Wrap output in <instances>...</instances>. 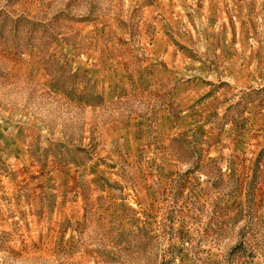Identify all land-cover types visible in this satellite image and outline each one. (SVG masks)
Returning a JSON list of instances; mask_svg holds the SVG:
<instances>
[{
	"label": "rangeland",
	"instance_id": "374dc122",
	"mask_svg": "<svg viewBox=\"0 0 264 264\" xmlns=\"http://www.w3.org/2000/svg\"><path fill=\"white\" fill-rule=\"evenodd\" d=\"M170 64L245 103L171 137ZM0 264H264V0H0Z\"/></svg>",
	"mask_w": 264,
	"mask_h": 264
},
{
	"label": "crops",
	"instance_id": "0c3cea01",
	"mask_svg": "<svg viewBox=\"0 0 264 264\" xmlns=\"http://www.w3.org/2000/svg\"><path fill=\"white\" fill-rule=\"evenodd\" d=\"M240 67H242V64ZM169 70L174 72V76L184 79L181 82L174 83L170 81L167 84L165 83L170 87V90H173L169 96V105L163 109L160 118L163 120V127H168L166 130L167 133L171 135V137L174 135L178 136L179 132L183 133L184 131L187 133L191 131L197 135L200 134L202 136H208L209 132L207 131L210 130L211 122H213L211 120H215L216 118L215 114H219V116L217 115L218 118L222 115V112L224 113V110L225 113H227L234 102L237 105L245 103L244 99L241 97L234 100V102H227V100L221 96L213 97L211 99L209 96L210 91L205 88H200L203 83L194 84L193 81H190L191 78L188 76V73L191 72L189 66L182 67L176 64H170ZM165 84L164 86H166ZM249 110H246V112ZM197 121L202 122L201 124H197ZM160 134H162V131L159 133V135ZM101 135L105 142L109 140V135L106 132ZM152 149L154 153L157 147L153 146ZM101 150L99 151L103 152L104 157H106V166L108 167V163H113L107 159L111 149L107 145H104L101 146ZM95 163L101 164L99 160H95V162H92L91 165H94ZM146 163L147 162H145V164ZM158 164H161L160 159ZM50 181L51 180H41L42 186L47 185V183ZM124 181L126 182L127 180ZM162 181L163 180H155V178L154 180H142L143 188L141 194H139V199L143 202L145 200L153 201L155 206L157 202V204L160 206L163 194ZM52 182L57 185V193H65V197L62 198L63 200L67 199L71 201L82 202L86 199L85 194L89 193L90 190L92 191V189H90L92 187V180H52ZM101 183L108 186V184L112 185L114 180H101ZM86 188H88L87 191L85 190ZM44 191V189L41 190L42 193H44ZM54 193H56V191Z\"/></svg>",
	"mask_w": 264,
	"mask_h": 264
}]
</instances>
